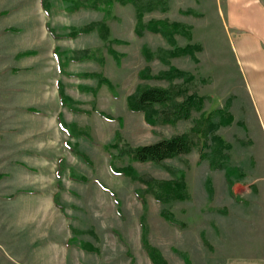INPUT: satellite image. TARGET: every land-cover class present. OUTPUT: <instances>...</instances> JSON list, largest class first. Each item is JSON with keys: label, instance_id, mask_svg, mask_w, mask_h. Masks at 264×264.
<instances>
[{"label": "rangeland", "instance_id": "obj_1", "mask_svg": "<svg viewBox=\"0 0 264 264\" xmlns=\"http://www.w3.org/2000/svg\"><path fill=\"white\" fill-rule=\"evenodd\" d=\"M40 1L0 0V264H155L141 245V224L162 264H227L253 253L264 241V136L231 51L224 0H140L153 5L143 22L181 25L172 42L136 36L130 3L98 0L95 9L69 12L68 0H46L45 13ZM142 46L153 58L143 59ZM176 49L192 54L156 57ZM77 53L89 58L66 60ZM169 67L188 78H156ZM143 70L151 78L138 79ZM79 75L102 77L110 88ZM58 81L75 110L60 105ZM146 86L182 89L176 103L192 96L200 106L187 119L148 125L126 105ZM176 135L191 138L192 150L158 165L118 157L114 147ZM216 141L221 159L209 153ZM109 154L115 167L131 166L143 179L182 173L186 197L156 202L144 184L110 171Z\"/></svg>", "mask_w": 264, "mask_h": 264}, {"label": "trees", "instance_id": "obj_2", "mask_svg": "<svg viewBox=\"0 0 264 264\" xmlns=\"http://www.w3.org/2000/svg\"><path fill=\"white\" fill-rule=\"evenodd\" d=\"M70 3L69 6L66 8L67 11L73 12L76 9L79 8H96V3L98 0H68ZM83 2H86V4H83ZM121 4L130 3L134 6L135 12H136V22L134 26V33L136 36H142L143 32H148L152 34H159L162 37L167 38L172 42V36L178 32V30L181 28V25L177 23H168L167 21L163 20H149L147 22H143L142 16H143V10L144 9H150L153 7V5H150L149 7H145L143 3L140 2V0H120ZM157 1L155 2V4ZM41 8L45 13H48L49 11V4L46 2V0L40 1ZM93 29V26L89 25L85 28H80L78 30H72L71 36H76L81 33H87L90 32ZM98 32L100 34L106 32V28L103 24H99L97 26ZM187 48V47H186ZM108 51L115 56V53L108 49ZM160 54L156 57L162 60H165L167 56L175 57L180 54L186 55V54H192V51L189 49H176L175 51L168 52L165 50H160ZM78 54V53H77ZM141 54L143 56V59L145 61H148L149 59L153 58L154 54L148 49L147 46L141 47ZM55 58L58 63L59 71L62 70L63 62H61V57L55 53ZM84 58H89L87 55H84L83 53L78 54L76 57L66 58V60L74 61V60H81ZM67 62V61H66ZM167 63L166 61H164ZM82 77H98L99 82L102 84L107 85L110 88V83L99 76H92V75H79ZM186 78V73L179 71L173 67H169V69L166 72H162L158 75H156L157 79H169L172 80L175 77H183ZM138 79H149L151 78L149 73L145 70L140 71L137 74ZM57 94L59 103L61 106L68 107L70 110H75L72 107L73 101L69 99L65 94L63 90L62 84L58 81L57 84ZM82 88V87H81ZM85 89V88H83ZM183 90L180 89L179 91H173L172 89H166L161 87H141L138 90L136 89L135 92L129 96L126 97V105L129 111L131 112H142L144 121L146 124L154 126L158 123H167V122H174L177 119H187L189 116V112L192 108H198L199 105V99L192 96H186L185 99L181 103H176L175 99L176 96L179 95L180 92ZM181 95V94H180ZM179 95V96H180ZM161 108V109H160ZM172 110H171V109ZM169 110V111H168ZM166 111V112H165ZM77 112L78 109H77ZM162 112V113H161ZM98 115H100L103 118L109 119L107 115L103 114L102 112H97ZM59 125L62 130H64L69 136L73 137L76 134H74L75 129L73 126L71 127H64L63 122L61 119H59ZM214 123L210 121V127H212ZM82 131H80L81 133ZM67 145V143H66ZM194 145V141L187 137L186 135H176L170 138H162L160 140H157L153 143L144 144L141 146L131 147L128 145L119 146L118 144H115L114 147L118 150V157L127 156L129 161L131 162H138V163H145L149 162L155 165L161 164L164 162V160L167 159H173L180 155L188 154ZM109 146H106V149H109ZM221 143L219 141H216L214 144V147L210 150V154L213 155V157L220 158L224 157V155L221 154ZM208 155L209 158H211ZM109 159L111 160L109 163V169L112 173L124 177H128L131 181H138L142 184H144L147 187V192L152 196V198L159 203H169L172 201H178L183 200L186 195L184 192V182L182 178V173H179L174 179L169 181H158L154 179H143L139 174H137L134 169L131 166H124V167H115L113 164V161H115V157L112 154H109ZM62 160L59 162L58 171L56 172V175L59 176L60 174V168ZM213 161L209 160L210 166L212 168H215V163H212ZM219 162H222L221 160ZM220 169L224 171V178L226 183L230 184V168H227V165H224L223 163H220ZM140 194L138 192L137 197H139ZM142 228L141 233V245L144 248V250L149 255L150 259H152L153 263L155 264H162L161 260L158 258L157 254L154 253V249L148 247L146 243V237H145V229L144 226L140 225Z\"/></svg>", "mask_w": 264, "mask_h": 264}, {"label": "crops", "instance_id": "obj_3", "mask_svg": "<svg viewBox=\"0 0 264 264\" xmlns=\"http://www.w3.org/2000/svg\"><path fill=\"white\" fill-rule=\"evenodd\" d=\"M224 24L261 134L264 136V0H224ZM236 196V195H235ZM227 264H264V241Z\"/></svg>", "mask_w": 264, "mask_h": 264}]
</instances>
